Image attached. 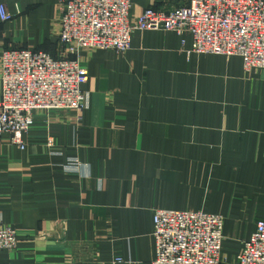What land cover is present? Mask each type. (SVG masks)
<instances>
[{
    "label": "crops",
    "instance_id": "1",
    "mask_svg": "<svg viewBox=\"0 0 264 264\" xmlns=\"http://www.w3.org/2000/svg\"><path fill=\"white\" fill-rule=\"evenodd\" d=\"M0 3L12 14L0 55L58 54L60 0ZM188 3L132 0L131 15ZM191 46L188 33L146 30L122 53L82 50L88 106L35 111L24 149L0 136V222L18 235L0 264H150L156 209L222 214V264H238L264 221V69ZM73 158L82 166L66 171Z\"/></svg>",
    "mask_w": 264,
    "mask_h": 264
},
{
    "label": "built area",
    "instance_id": "2",
    "mask_svg": "<svg viewBox=\"0 0 264 264\" xmlns=\"http://www.w3.org/2000/svg\"><path fill=\"white\" fill-rule=\"evenodd\" d=\"M58 54L28 48L5 49L0 55V136L25 148L23 136L34 113L83 111L89 93L80 60L85 49L122 53L131 47L135 31L165 30L192 36L189 53L240 56L246 71L264 69V0H189L174 9L149 7L132 17V0H60ZM12 18L0 3V21ZM53 144L49 137L47 145ZM82 164L69 159L64 169ZM152 236L155 257L150 264H222L224 216L204 210L156 209ZM15 228L0 222V250L17 247ZM122 259L114 258L112 264ZM238 264H264V221L243 241Z\"/></svg>",
    "mask_w": 264,
    "mask_h": 264
}]
</instances>
